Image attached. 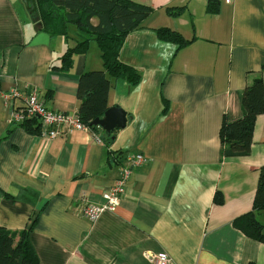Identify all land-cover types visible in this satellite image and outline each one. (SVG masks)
<instances>
[{
	"label": "crops",
	"instance_id": "crops-1",
	"mask_svg": "<svg viewBox=\"0 0 264 264\" xmlns=\"http://www.w3.org/2000/svg\"><path fill=\"white\" fill-rule=\"evenodd\" d=\"M20 1L0 0V227L18 233L38 216L29 239L39 264H153L162 253L172 264H264V243L232 226L251 211L264 167V113L249 155L223 158L219 142L223 118L244 115V88L256 78L264 84V0H218L215 15L209 0H131L153 13L119 52L139 84L112 82L107 95V107L127 117L109 147L121 156L115 161L95 141L100 132L49 140L10 123V109L30 92L48 110L77 112L80 75L103 69L93 42L69 71L55 69L76 28L53 36ZM166 7L183 11L172 17ZM160 27L191 42L177 51L157 38ZM13 89L21 96L7 105ZM128 155L145 162L132 169L119 206L87 221L83 206L102 203ZM257 218L264 225V213Z\"/></svg>",
	"mask_w": 264,
	"mask_h": 264
},
{
	"label": "trees",
	"instance_id": "trees-1",
	"mask_svg": "<svg viewBox=\"0 0 264 264\" xmlns=\"http://www.w3.org/2000/svg\"><path fill=\"white\" fill-rule=\"evenodd\" d=\"M41 30L51 35L67 37L69 25L76 28L78 39L69 46L60 58V65L55 69L66 72L73 66L75 56L85 55L91 42L99 50L103 69L84 72L80 75L77 87L78 116L82 123L94 134L101 133L100 141L108 149L109 159L117 160L121 156L109 151L114 142L115 131L106 133L90 125L95 119L103 118L107 111V95L112 82L126 80L136 86L141 80L137 70L119 61V52L126 37L141 29L143 22L153 13L149 6L137 4L131 0H34ZM218 0H209L208 14L218 13ZM183 7H166L168 16H178ZM96 19L94 25L91 21ZM157 38L164 43L174 44L177 51L187 46L179 32L160 27L152 29ZM162 114L167 112V102L163 99ZM244 109L242 118L228 121L225 117L219 130L220 153L223 158L245 157L249 155L252 135L257 116L264 113V84L261 78L254 79L241 95ZM31 135H39L40 123L37 118L20 124ZM214 203L221 205L223 199L216 193ZM264 213V167L259 170L258 183L253 196L252 208L232 221V226L246 237L264 243V225L258 221V215ZM35 216L27 228L12 233L0 227V264H39L37 255L30 243L29 236L37 224Z\"/></svg>",
	"mask_w": 264,
	"mask_h": 264
},
{
	"label": "built area",
	"instance_id": "built-area-1",
	"mask_svg": "<svg viewBox=\"0 0 264 264\" xmlns=\"http://www.w3.org/2000/svg\"><path fill=\"white\" fill-rule=\"evenodd\" d=\"M20 92L17 89L11 90L4 95L7 105L13 99L19 98ZM10 123L21 124L26 120L37 118L40 123L39 136L49 140L66 137L74 131H90L89 127L82 123L77 112L63 113L48 110L39 101L35 92H30L25 98L23 106L19 109L11 108ZM95 141L101 142L99 137L93 135ZM125 165L120 169L118 177L112 186L103 193L100 205L85 204L81 211V216L89 222H95L104 212H114L119 206L126 193V184L130 178L133 168L139 167L145 162L141 155H128L125 158ZM153 264H172L166 253L156 256Z\"/></svg>",
	"mask_w": 264,
	"mask_h": 264
},
{
	"label": "water",
	"instance_id": "water-1",
	"mask_svg": "<svg viewBox=\"0 0 264 264\" xmlns=\"http://www.w3.org/2000/svg\"><path fill=\"white\" fill-rule=\"evenodd\" d=\"M25 9L31 14L37 11L34 0H23ZM126 113L118 108H108L104 113L103 118L95 119L90 123L93 127H98L106 133H110L119 129H123L126 125Z\"/></svg>",
	"mask_w": 264,
	"mask_h": 264
},
{
	"label": "rangeland",
	"instance_id": "rangeland-1",
	"mask_svg": "<svg viewBox=\"0 0 264 264\" xmlns=\"http://www.w3.org/2000/svg\"><path fill=\"white\" fill-rule=\"evenodd\" d=\"M20 3H21L22 5H24L23 0H21ZM74 29H75L74 26H71V30H70V31L73 33Z\"/></svg>",
	"mask_w": 264,
	"mask_h": 264
}]
</instances>
